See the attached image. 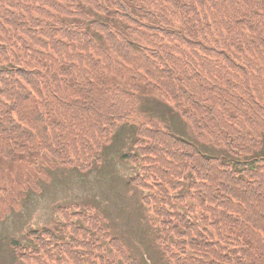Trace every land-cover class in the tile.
Returning <instances> with one entry per match:
<instances>
[{
	"label": "trees",
	"instance_id": "obj_1",
	"mask_svg": "<svg viewBox=\"0 0 264 264\" xmlns=\"http://www.w3.org/2000/svg\"><path fill=\"white\" fill-rule=\"evenodd\" d=\"M150 97L226 151L138 126L124 159L167 264H264V0H0V194L40 163L92 170ZM90 211L17 264H146Z\"/></svg>",
	"mask_w": 264,
	"mask_h": 264
},
{
	"label": "rangeland",
	"instance_id": "obj_2",
	"mask_svg": "<svg viewBox=\"0 0 264 264\" xmlns=\"http://www.w3.org/2000/svg\"><path fill=\"white\" fill-rule=\"evenodd\" d=\"M151 121L195 144L206 155L226 154L221 147L201 143L192 125L173 105L158 97L142 98L137 113L125 122L113 142L106 145L103 160L92 170L81 172L74 167L40 163L26 171V177L15 185L13 192L0 194V264H17L11 244L31 245V232L54 231L58 224H63V208L71 214L90 215L92 210V215L120 240L134 259L146 264H167L168 258L158 241L159 222L143 202L145 191L131 183L139 168L124 159L134 150L138 126ZM72 221L77 219L73 216Z\"/></svg>",
	"mask_w": 264,
	"mask_h": 264
}]
</instances>
